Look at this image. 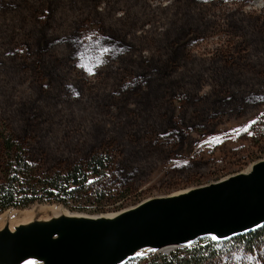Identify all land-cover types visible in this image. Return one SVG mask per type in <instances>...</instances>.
Instances as JSON below:
<instances>
[{"label":"rangeland","instance_id":"1","mask_svg":"<svg viewBox=\"0 0 264 264\" xmlns=\"http://www.w3.org/2000/svg\"><path fill=\"white\" fill-rule=\"evenodd\" d=\"M3 130L40 179L112 159L100 194L24 211L116 214L246 172L264 159V0H0ZM217 243L219 264H264V237Z\"/></svg>","mask_w":264,"mask_h":264},{"label":"water","instance_id":"2","mask_svg":"<svg viewBox=\"0 0 264 264\" xmlns=\"http://www.w3.org/2000/svg\"><path fill=\"white\" fill-rule=\"evenodd\" d=\"M61 209L50 219L1 228L0 264H127L213 236L222 242L257 231L264 226V159L246 172L112 216ZM12 211L18 210H7L6 222Z\"/></svg>","mask_w":264,"mask_h":264},{"label":"trees","instance_id":"3","mask_svg":"<svg viewBox=\"0 0 264 264\" xmlns=\"http://www.w3.org/2000/svg\"><path fill=\"white\" fill-rule=\"evenodd\" d=\"M90 32L96 39L100 37L99 28H91ZM6 132L3 130L0 135L2 149L8 161L3 169L4 182L0 184V215L9 209L24 210L38 203H55L68 207L71 200H76L87 193L94 191L95 195L100 194V189L94 188L98 183L111 177L114 169L112 159L105 153L94 154L66 172L40 179L28 163L26 146L17 143L13 136ZM189 145L191 148V141ZM188 154L187 151L178 153L181 157ZM22 179L26 181L25 189L20 186ZM100 198H104L103 195H100ZM263 237L264 231L257 230L233 239L252 249ZM218 244L211 238L202 239L193 243L191 245L193 248L183 253L173 252L155 258L149 264H219L221 251L216 249Z\"/></svg>","mask_w":264,"mask_h":264},{"label":"bare ground","instance_id":"4","mask_svg":"<svg viewBox=\"0 0 264 264\" xmlns=\"http://www.w3.org/2000/svg\"><path fill=\"white\" fill-rule=\"evenodd\" d=\"M63 211H64L63 209L58 207H49V208L36 207L31 210L12 211L10 212L9 222H6L7 216H9V214L6 213L0 216V229L7 225L10 227V229H14L16 225L29 223L33 220L50 219L51 217H56L60 214H63L64 213ZM108 216H112V214H109Z\"/></svg>","mask_w":264,"mask_h":264},{"label":"snow or ice","instance_id":"5","mask_svg":"<svg viewBox=\"0 0 264 264\" xmlns=\"http://www.w3.org/2000/svg\"><path fill=\"white\" fill-rule=\"evenodd\" d=\"M254 123H255V121H251V122H249V125L245 128V131H247V130H248V127H251V125L254 124ZM212 239L215 241V240H217L218 238L215 237V236H213Z\"/></svg>","mask_w":264,"mask_h":264},{"label":"built area","instance_id":"6","mask_svg":"<svg viewBox=\"0 0 264 264\" xmlns=\"http://www.w3.org/2000/svg\"><path fill=\"white\" fill-rule=\"evenodd\" d=\"M188 247V246H187ZM165 251V250H164Z\"/></svg>","mask_w":264,"mask_h":264}]
</instances>
